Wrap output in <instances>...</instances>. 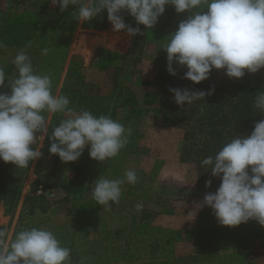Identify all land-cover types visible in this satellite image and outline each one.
<instances>
[{
	"label": "clouds",
	"instance_id": "9594fccd",
	"mask_svg": "<svg viewBox=\"0 0 264 264\" xmlns=\"http://www.w3.org/2000/svg\"><path fill=\"white\" fill-rule=\"evenodd\" d=\"M64 12L70 5L75 20L87 23L106 10L107 21L114 33L127 36L143 35L152 29L166 6L177 14H186L176 30L169 34L161 49L166 53V71L176 76V68L186 69L181 79L193 84L209 79L213 69L224 70L232 79H241L245 71L254 74L264 69V0H50ZM123 13L134 18L136 27L125 23ZM18 50L11 63L14 78L7 79L0 66V161L17 168H29L30 162L42 157L32 145L37 138L49 140L48 151L62 162H75L85 147L91 159L104 163L119 155L127 145L132 129L110 115H93L87 109L69 107L70 99L52 92L50 73L34 71L27 49ZM6 44L0 40V50ZM47 56L49 48L41 50ZM174 65L176 66L174 68ZM209 90L169 88L175 104L184 106L214 94ZM253 108L264 113V92L256 95ZM44 113L66 114L48 133L49 121ZM39 133V135H37ZM201 167L211 169V176L220 179L215 192H208L196 204L198 209L209 207L221 226L236 227L255 220L264 227V119L254 123L247 136L235 135L214 154L202 159ZM138 176L128 169L123 177L100 175L94 181L93 200L111 210L118 204L124 184L134 185ZM212 181L205 182L210 187ZM143 209L142 203L135 211ZM0 228V264H71V249L63 246L56 235L45 227L20 230L7 240Z\"/></svg>",
	"mask_w": 264,
	"mask_h": 264
},
{
	"label": "trees",
	"instance_id": "16d2710c",
	"mask_svg": "<svg viewBox=\"0 0 264 264\" xmlns=\"http://www.w3.org/2000/svg\"><path fill=\"white\" fill-rule=\"evenodd\" d=\"M36 7L39 12L36 18L27 19L26 15L13 18L11 15L6 16L2 13L0 25L6 26L15 22L21 26L23 35L18 43L25 46L27 42H32V46L27 51L31 56L34 71L51 74L53 94L67 96L70 99L69 107H74L76 110L87 109L96 116L110 115L123 125L126 123L129 125L133 120L137 121L142 108L131 89L116 85L115 89L108 94H89L84 91L83 68L89 66L91 60L84 66L78 54H71L64 79L58 89L72 36L79 22L72 14L74 6L70 5L64 12H60L59 5L51 8L41 0ZM123 16L125 23L133 27L137 26L134 18L127 13H123ZM185 18L186 14H177L173 7L166 6L164 14L159 17L158 23L152 29H144L143 25L139 26L144 34L131 37L128 56L132 64L138 63L143 48L147 44L148 32L152 30L156 33L159 41V51L156 57L157 73L151 83L154 90L146 94L145 102L156 104V111L162 126L183 129L180 160L192 163L197 172L196 190L188 196L202 198L208 192H215L220 184L218 177L211 176V169L205 171L201 167L202 159L214 155L235 135H249L254 123L264 119V113L253 108L256 95L264 92V73L261 70L254 74L246 72L240 80L214 83L207 79L199 84L181 79L186 70L183 68H176V76L169 75L166 71V53L161 47L166 43V36L175 31L179 22ZM109 25L106 10L91 21L81 24L82 27L91 29H105ZM44 48L50 49L47 56L42 55L41 50ZM99 49L103 53L100 52L97 57V68L105 71L111 66H116L115 56L119 55L114 56L110 51H105L103 47ZM118 73L119 68L115 67L114 78ZM15 75L16 69L14 77ZM213 85L215 86L213 95L206 96L204 101L197 100L182 107L175 104L173 95L169 92V88L207 91ZM119 109L126 111L125 116L120 120L117 118ZM44 115L47 119L48 113ZM66 118V114H51L48 124L49 135L53 127ZM49 143L47 137L44 138L40 151L43 156H51L56 166L61 160L58 156L49 153ZM129 146L130 142L123 149L131 150ZM32 147L35 149L34 145ZM74 171L75 175L70 181L63 180L60 183V188L67 194L66 198L68 195L80 197L86 188L80 182V168L74 167ZM21 172V168L0 161V207L4 208L6 215H12L20 200L23 185ZM208 180L212 181L211 186L205 187V182ZM157 199L161 202L159 197ZM43 200L44 195L36 194L34 190H30L25 195L17 218L20 222V230L40 227L39 215L46 212ZM90 216V212H85L80 208L71 231L51 230L63 246L71 249V264H173L167 259L158 258L159 252L172 249L170 230L161 226H149L147 214L140 217L138 224L128 233L110 229L98 232L96 237L89 235L88 227L93 223ZM25 219H31V223L24 222ZM196 223L195 249L196 251L204 249L206 253H209L211 239L225 236L224 232L221 235L217 233L228 227L218 223L209 207H204L197 214ZM0 228L5 229L3 225H0ZM228 244H234L230 252L227 251L226 245ZM222 245L224 252L220 255L218 264H237L235 261L227 263L226 260L239 257L238 252L249 247V240L243 245L233 240H228Z\"/></svg>",
	"mask_w": 264,
	"mask_h": 264
},
{
	"label": "rangeland",
	"instance_id": "374dc122",
	"mask_svg": "<svg viewBox=\"0 0 264 264\" xmlns=\"http://www.w3.org/2000/svg\"><path fill=\"white\" fill-rule=\"evenodd\" d=\"M39 1L41 0H0V15L3 13L13 18L26 15L27 19H34L39 14L36 7ZM42 1L48 7L56 6L52 5L50 0ZM21 2L24 4H20ZM22 35L21 26L15 22L11 25H0V40L5 44L19 42ZM72 38L73 52L80 55L84 66L92 57V63L86 67L89 68L83 85L86 93L108 94L116 85L134 92L142 112L137 121L133 120L129 125L124 124L126 128L132 129L131 138L128 139L131 150L122 149L117 157L104 163L91 159L87 146L75 162L60 161L55 166L51 156L43 155L30 162L29 168L22 169L21 197L12 215H6L4 208L0 207V225L5 227L6 239L9 241L14 239L16 232L20 230V222L17 218L23 199L30 190H34L36 194L44 195L43 203L46 206L45 214L39 215L41 219L39 226L49 230L71 231L80 208L90 212V219L93 221L88 227L90 237H96L98 232L110 229L128 233L138 224L140 217L147 214L149 226H161L170 230L172 249L159 252V259H167L173 264H218L220 255L224 252L222 244L233 240L243 245L249 240V247L240 250L239 257H232L226 262L264 264V249L258 248L259 243L264 242V227L255 220L218 231V235L224 232L225 236L211 239L209 253L204 249L199 251L195 249L197 214L203 209H198L196 204L202 201L203 197L188 196L196 190L197 172L192 163L180 160L183 129L162 126L156 104L145 102L146 94L154 90L151 83L157 73L156 57L159 41L156 33L152 30L148 32L147 44L136 64H132L128 56L131 37L123 31L114 33L111 24L105 29L78 26ZM99 47L105 48V51H110L114 56L119 55L115 56L117 63L114 67L119 68L116 78L113 77L114 67L104 73L94 71L97 69V57L102 52ZM261 71L264 73V69ZM63 79L64 76L60 78L58 89ZM209 80L219 83L240 79H230L224 74L223 69H213ZM1 90L5 91V89ZM125 114V109H119L117 118L120 120ZM50 116L51 114H48V121ZM42 142L43 140L37 138L33 144L35 149H40ZM77 166L80 168V182L86 188L80 197L68 195L66 198L67 194L60 188V183L63 180L70 181L75 175L74 167ZM128 169L136 171L138 182L134 185L122 186L119 203L114 205L109 202L111 210L98 205L91 196L94 181L100 175L108 178L123 177ZM138 202L143 204L140 212L135 211ZM30 220L25 219L24 222L31 223ZM233 246L234 244L226 245L227 251L230 252Z\"/></svg>",
	"mask_w": 264,
	"mask_h": 264
},
{
	"label": "crops",
	"instance_id": "0c3cea01",
	"mask_svg": "<svg viewBox=\"0 0 264 264\" xmlns=\"http://www.w3.org/2000/svg\"><path fill=\"white\" fill-rule=\"evenodd\" d=\"M78 26H81L80 22H79V25ZM72 46L73 45H72V40H71V44H70L69 51H68L67 61L65 63L64 69L62 71L61 79H62V76L65 75V72H66V69H67V66H68V63H69V60H70V56H71L72 53H74L73 52V49H72ZM24 47L25 46H21L18 42L15 43V44H13V43H10V44L6 43V48L3 49V50H0V66H3L4 67L5 74H6L5 84H7V79L14 78L15 67H14V65H12L11 61H12L13 57L15 56V54L17 53V51L20 50V49H22V48H24ZM90 60H91L90 63H92V57L90 58ZM87 67H89V66H87ZM112 67H114V66H111L110 68H112ZM88 70H89V68H86V67L83 68V73H84L85 76H87L86 71H88ZM114 70H115V67H114ZM94 71H96L98 73H104V71H100L98 68L97 69H94ZM84 82H85V80H84ZM4 89H5V91H8L7 88H4ZM0 91H2V90L0 89ZM90 94H92V93H90ZM258 248L264 249V242L263 241L259 243Z\"/></svg>",
	"mask_w": 264,
	"mask_h": 264
}]
</instances>
